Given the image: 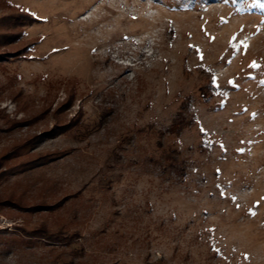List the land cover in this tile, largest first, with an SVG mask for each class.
<instances>
[{"label":"rangeland","instance_id":"1","mask_svg":"<svg viewBox=\"0 0 264 264\" xmlns=\"http://www.w3.org/2000/svg\"><path fill=\"white\" fill-rule=\"evenodd\" d=\"M10 1L39 19L0 60V264H264V3Z\"/></svg>","mask_w":264,"mask_h":264},{"label":"trees","instance_id":"2","mask_svg":"<svg viewBox=\"0 0 264 264\" xmlns=\"http://www.w3.org/2000/svg\"><path fill=\"white\" fill-rule=\"evenodd\" d=\"M234 1L241 2V1H246V0H234ZM254 1L264 3V0H254ZM1 4L3 6L10 7L12 11L11 13L0 15V60L3 59L4 57V52H6L4 50L11 48L17 42L16 41L17 38H20V36L24 33V29L21 28L20 25H22V23L26 20L34 21V20L39 19L35 12L29 9H24L21 5L12 3L10 0H0V5ZM30 45L31 44L19 46L17 55L20 54L19 52L20 48H24L25 50H28ZM202 95L203 97H205L206 100L209 97V95L207 96L206 92H203ZM69 100L70 99H68V101L61 103L60 106H65V105L67 106L69 104L68 103ZM9 122H11L13 125L17 124L16 121H13V120L11 121L9 120ZM54 126L55 127L50 130L51 134L58 131L57 130L59 127L58 124H55ZM61 126H63V124ZM30 134H31L29 135L30 139L17 144V147L11 149L9 153H6L7 154L6 157L16 159L18 156H22L28 153L31 150V148L36 145V142L38 141V139L42 138L41 135H37L36 133H30ZM167 161L170 162L169 166L175 169L181 168V166H183L184 164L183 159L182 160L180 159L179 150L173 151L172 154H169L167 156ZM32 165H33L32 163L27 162V164L23 166L22 168L23 171L27 172V168L32 167ZM6 172L7 171H0V177L3 176ZM2 194L3 192H0V196H1L0 200H2V197H3ZM20 202L10 201V199H4L0 201L1 205L16 204L17 206H20ZM63 224L64 223H62V226L59 225L60 227L58 229L54 230L49 224H47L46 221H42V222H38L35 225H33L31 227L32 229H30L29 231H27L25 228L24 232H25V235L29 236L30 239L35 238L36 240H38V238H42L46 240L44 242H49L56 238L58 239L62 238V237H59L62 235L64 236V239L70 242V240L73 237V233H71L70 227L68 226L65 227ZM70 251L67 249L63 250L62 252H60V254H58V256L53 257V259L50 260L51 263L49 264H65L64 260L68 258L69 256L72 257V260H69L71 263L74 260V255L72 254L73 252H70Z\"/></svg>","mask_w":264,"mask_h":264},{"label":"snow or ice","instance_id":"3","mask_svg":"<svg viewBox=\"0 0 264 264\" xmlns=\"http://www.w3.org/2000/svg\"><path fill=\"white\" fill-rule=\"evenodd\" d=\"M229 84L232 85L233 87L238 86L235 81H229ZM213 85L219 87V85L216 84L215 81H213ZM221 195H223V192L221 193Z\"/></svg>","mask_w":264,"mask_h":264}]
</instances>
